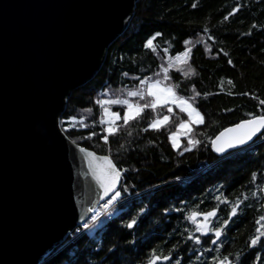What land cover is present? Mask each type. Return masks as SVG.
Returning a JSON list of instances; mask_svg holds the SVG:
<instances>
[{
	"label": "trees",
	"instance_id": "obj_1",
	"mask_svg": "<svg viewBox=\"0 0 264 264\" xmlns=\"http://www.w3.org/2000/svg\"><path fill=\"white\" fill-rule=\"evenodd\" d=\"M237 4L238 11L224 19ZM155 32L162 33L154 40L156 50L144 48ZM185 47L192 49L187 64L175 63ZM169 63L167 83L198 109L203 122L192 125L188 136L173 148L169 135L188 119L178 107H172L171 113L164 106L155 111L145 108L124 124L123 105L109 104L105 106L120 119L117 132L106 134V125L100 123L103 109L96 101L120 98L149 103L127 93L144 77L158 79ZM262 99L264 0H137L128 27L108 46L94 77L71 92L60 117L68 125L60 126L72 142L109 156L122 172L118 191L126 203L115 205L110 218L99 219L70 241L67 238L41 264H145L153 248L157 255L169 256L157 264L186 259L187 246L194 244L189 233L195 232L188 215L213 207L217 214L212 227L230 219L222 230L226 238L219 241L224 256L249 258L248 238L264 222L257 223L264 216V139L259 135L249 146L223 157L216 156L210 144L223 128L248 119L247 113L261 114ZM165 115L169 120L160 129L148 128L152 119ZM73 121L77 124H69ZM189 137L199 143L189 148ZM238 198L239 213L229 218ZM225 199L228 203H223ZM131 219L137 223L128 229Z\"/></svg>",
	"mask_w": 264,
	"mask_h": 264
},
{
	"label": "water",
	"instance_id": "obj_2",
	"mask_svg": "<svg viewBox=\"0 0 264 264\" xmlns=\"http://www.w3.org/2000/svg\"><path fill=\"white\" fill-rule=\"evenodd\" d=\"M136 1L0 0V264H41L110 197L60 117L128 27ZM257 137L211 150L223 157Z\"/></svg>",
	"mask_w": 264,
	"mask_h": 264
},
{
	"label": "snow or ice",
	"instance_id": "obj_3",
	"mask_svg": "<svg viewBox=\"0 0 264 264\" xmlns=\"http://www.w3.org/2000/svg\"><path fill=\"white\" fill-rule=\"evenodd\" d=\"M196 5L193 4V7ZM240 5L237 4L235 7L232 8L231 12L228 13L224 17V19H228L229 16L236 13L239 9ZM206 31V30H205ZM162 33L155 32L152 34L144 43V48L151 49L152 51L156 50V45L154 44V40L156 37H160ZM183 43L185 45L189 44L188 40H184ZM167 51V49L165 50ZM192 49L189 47H185L183 49V52L178 53L177 56L174 58V62L178 64L185 65L187 64V58L190 57ZM229 64L232 63L231 60L228 61ZM172 67V63H169L168 67H163L162 72L164 73V80H168V72L169 68ZM190 72H194L193 69L189 67L188 69ZM161 80L154 79L149 80L148 77H144L140 81L141 85L147 86V96L151 97L150 103L145 104H139V103H132L128 99H111V100H105V99H98L96 101L97 104H99L103 109V114L101 117V124L107 125L104 128V132L106 134H114L117 132L118 127L115 125V121L120 119V116L115 111H110L108 107L105 105L109 104H115V105H124L123 110V122L124 124H127L130 120L134 119L135 117L139 116L140 113L144 111L145 108H151L153 111L157 109L158 105L164 106L168 108V112H172V108L169 105H176L180 108V111L183 113H186L188 116L187 120H181L180 124L177 125L178 129H183V132H177V133H171L169 135V140L172 143V147L176 148L178 147V141L180 136H188L189 132L191 131V126L195 124H200L203 122V117L201 113L198 111L196 107L192 105V103L189 102L188 99H186L183 96H178L176 94L175 85L171 84H165L161 86ZM105 92H107V89H105ZM231 94V93H230ZM129 97H144L145 92L142 89H138L135 91H129L127 93ZM244 95H247L245 93ZM259 103L261 105H264V99L260 100ZM248 119H241L238 123L232 124L230 127L223 128L222 131H220L215 138L211 140V145L215 152L217 153H223L226 149H233L237 148L238 146L245 145L248 141H251L253 137H257V134H260L258 138L264 139V132L261 130L264 129V111L261 112L259 115H254L253 113L249 112L247 113ZM66 120H76V117H68ZM80 120L83 121V117H80ZM169 120V116L165 115L162 118L152 119L148 123V128L151 129H160L164 124H166ZM60 123L65 125V128H67V123L65 121H60ZM83 127L84 125L81 124ZM94 135V133H89V136ZM106 142L108 140V135H104L102 137ZM199 141L194 140L192 138H188V145L189 148L195 146L198 144ZM80 152L85 154L86 162L88 165V169L91 172V175L93 179L95 180L96 184L100 188V194L104 197H109V194H111L110 198L107 199V202L102 205L103 211L107 213L112 207L117 205L118 203L122 204L126 203V200L122 197L121 191L116 190L117 182L120 177V170L117 169L116 165L112 162L109 156H98L94 152L89 151L85 148H80L79 145H77ZM256 174L253 173V179H255ZM179 179V178H177ZM124 192H127V188L123 190ZM253 195H255V192H253ZM223 203H228V201L225 199ZM242 201L241 199H236L235 202L231 205L230 210L228 211V217L233 218L239 213V208ZM145 209L141 208L139 209V212H144ZM165 211H169V209H165ZM217 209L213 207L209 211L205 212H199V211H193L188 215V219L193 222L195 225V232L197 233H209L213 232L216 238L221 237L222 230L225 225H228L230 223V219H225L223 223L219 227H212V218L216 216ZM100 213H97L96 215H93L91 217V220L89 223L83 224L84 229H88L91 227H94L96 223L99 222L98 217ZM260 221H264V216H260L257 220V223L259 224ZM137 223L135 219H131L127 221L126 227L128 229H132L133 226ZM79 231V229L77 230ZM257 235H253L250 240L249 247L255 246L260 240L261 237H264V232L261 231V228H256ZM192 241H194L196 244L200 243V237L193 236L191 233H189V237ZM215 244V241H213ZM175 247V246H173ZM171 251V250H170ZM238 257L240 254H237ZM163 260L168 261L169 256L168 255H157L156 249H150L149 250V256L145 259V264H157V261ZM213 264H233V262L230 260L229 256H223L222 258H216L213 257ZM239 264H243L242 260H239Z\"/></svg>",
	"mask_w": 264,
	"mask_h": 264
},
{
	"label": "flooded vegetation",
	"instance_id": "obj_4",
	"mask_svg": "<svg viewBox=\"0 0 264 264\" xmlns=\"http://www.w3.org/2000/svg\"><path fill=\"white\" fill-rule=\"evenodd\" d=\"M258 227H260V225ZM260 228L261 231L264 232V228ZM253 235H257L256 229L255 233H252L248 238V249L250 257L247 259H241L240 256L238 258H234L232 255H230L229 258L233 262V264H239V260H242L243 264H264V258L262 257V255L264 254V237H261V240L255 246L249 247L250 240ZM193 236L200 237V243L196 244L194 242V244H190L189 246H187V250L185 252L187 256L186 259L177 260L173 258V260L170 261V264H213V257L216 256V258H222L224 256V251L220 246L219 241L225 239V236L221 235V237L216 238L213 232L205 233L201 236L196 235V232H194ZM213 241H215V244L213 243ZM204 244H207V250L205 249ZM176 254L177 253H173V256L175 257Z\"/></svg>",
	"mask_w": 264,
	"mask_h": 264
},
{
	"label": "built area",
	"instance_id": "obj_5",
	"mask_svg": "<svg viewBox=\"0 0 264 264\" xmlns=\"http://www.w3.org/2000/svg\"><path fill=\"white\" fill-rule=\"evenodd\" d=\"M110 198V197H109ZM108 198V199H109ZM107 202V199L106 200H104L103 202H101L100 204H98L97 206H95L91 211H90V213H89V216L87 217V219L85 220V221H83L82 223H80L78 226H76L74 229H73V231L69 234V236H68V240L70 241V240H72V239H74L75 237H77L78 235H80V234H82L83 232H85L87 229H84L83 228V224H85V223H89V221L91 220V217L93 216V215H96L97 213H100V215H99V217H98V220L99 219H102V218H104V217H109L110 218V216L112 215V209H113V207L107 212V213H105L104 211H103V208H102V205L104 204V203H106ZM79 229V231H77ZM89 229V228H88Z\"/></svg>",
	"mask_w": 264,
	"mask_h": 264
},
{
	"label": "rangeland",
	"instance_id": "obj_6",
	"mask_svg": "<svg viewBox=\"0 0 264 264\" xmlns=\"http://www.w3.org/2000/svg\"><path fill=\"white\" fill-rule=\"evenodd\" d=\"M161 77V78H160ZM158 79L159 80H161V86H163V85H165V84H168L167 83V80H164V73L163 72H161V76H160ZM150 81L151 80H154V79H149ZM138 89H142L144 92H145V96L144 97H139V96H135V97H131V98H135V99H143V98H146V99H148V102L150 103L151 102V97H148L146 94H147V86L146 85H141V84H139L138 85V87L135 89V90H138ZM135 90H133V91H135ZM134 100V99H133ZM130 102H132V103H134V104H136L135 102H133L132 100H129ZM158 106H161V105H158ZM171 108L172 107H177L176 105H169ZM123 107H125L124 105H123ZM179 108V107H178ZM180 109V108H179ZM186 114V113H185ZM187 115V114H186ZM168 116V115H167ZM187 118H188V116H187ZM117 121V120H116ZM116 121H115V124H116ZM69 124H73V125H76L77 123L76 122H69ZM107 126V125H106ZM184 130L183 129H178L177 128V131L176 132H174V133H177V132H183ZM181 138H182V136H180L179 137V141H178V146L180 145V143H181ZM177 148V147H176ZM111 196V195H110ZM191 221V220H190ZM191 223H193L192 221H191ZM194 227H195V225H194ZM260 227H262V228H264V224H260ZM205 234V233H204ZM196 235H199V236H201V235H203V234H201V233H197L196 232ZM158 262V261H157Z\"/></svg>",
	"mask_w": 264,
	"mask_h": 264
}]
</instances>
